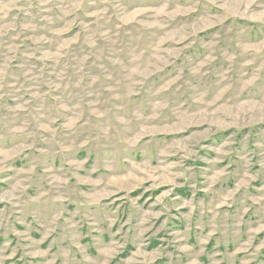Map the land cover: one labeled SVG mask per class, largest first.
Returning <instances> with one entry per match:
<instances>
[{"label":"rangeland","instance_id":"obj_1","mask_svg":"<svg viewBox=\"0 0 264 264\" xmlns=\"http://www.w3.org/2000/svg\"><path fill=\"white\" fill-rule=\"evenodd\" d=\"M0 264H264V0H0Z\"/></svg>","mask_w":264,"mask_h":264}]
</instances>
